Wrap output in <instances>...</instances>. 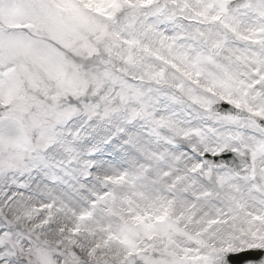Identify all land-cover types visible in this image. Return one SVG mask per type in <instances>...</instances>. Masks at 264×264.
Instances as JSON below:
<instances>
[{
    "label": "snow or ice",
    "instance_id": "snow-or-ice-1",
    "mask_svg": "<svg viewBox=\"0 0 264 264\" xmlns=\"http://www.w3.org/2000/svg\"><path fill=\"white\" fill-rule=\"evenodd\" d=\"M0 264H264V0H0Z\"/></svg>",
    "mask_w": 264,
    "mask_h": 264
}]
</instances>
